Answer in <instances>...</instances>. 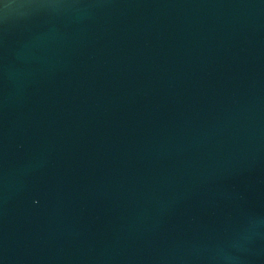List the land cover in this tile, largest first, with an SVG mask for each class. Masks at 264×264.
I'll return each mask as SVG.
<instances>
[{"label":"water","instance_id":"obj_1","mask_svg":"<svg viewBox=\"0 0 264 264\" xmlns=\"http://www.w3.org/2000/svg\"><path fill=\"white\" fill-rule=\"evenodd\" d=\"M0 264H264V0H0Z\"/></svg>","mask_w":264,"mask_h":264}]
</instances>
